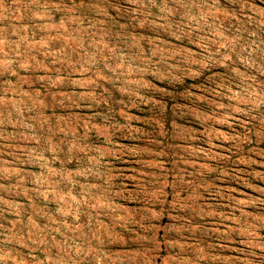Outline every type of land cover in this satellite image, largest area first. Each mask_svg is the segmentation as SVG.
Instances as JSON below:
<instances>
[{
	"label": "rangeland",
	"instance_id": "374dc122",
	"mask_svg": "<svg viewBox=\"0 0 264 264\" xmlns=\"http://www.w3.org/2000/svg\"><path fill=\"white\" fill-rule=\"evenodd\" d=\"M0 264H264V0H0Z\"/></svg>",
	"mask_w": 264,
	"mask_h": 264
}]
</instances>
